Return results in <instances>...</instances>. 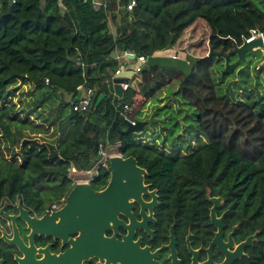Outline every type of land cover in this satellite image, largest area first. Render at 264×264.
Listing matches in <instances>:
<instances>
[{
  "label": "trees",
  "instance_id": "1",
  "mask_svg": "<svg viewBox=\"0 0 264 264\" xmlns=\"http://www.w3.org/2000/svg\"><path fill=\"white\" fill-rule=\"evenodd\" d=\"M98 2L93 9L90 0H61L62 9L57 0H0V93L13 79L27 81L37 102L51 97L68 106L59 130L64 123L71 124L65 139L55 145L23 139L16 153L18 165L0 158V204L18 199L37 214L52 202L60 204L72 186L68 170H90L99 159L98 143L117 145L115 151L133 156L169 200L186 204L174 209L192 214L198 206L190 202L203 199L207 187L227 208L226 227L239 222L241 232L258 230L251 249L264 251V61L257 65L263 58L258 49L245 51L242 58L233 50L251 30L261 33L264 43V0H134L131 10L125 8L128 0ZM197 24L207 32L206 53L211 54L203 59L210 62L207 69L215 67V79L210 74L208 81L215 89V102L235 100L230 114H237L243 127L249 125L256 145L252 155L208 140L192 146L186 155L169 156L139 142L133 132H120L126 126L122 114L110 128L115 111L111 79L119 67L114 53L129 51L148 66L143 70L147 75L140 74L144 84L128 83L118 100L130 120L145 122L144 131L147 123L154 124L141 113L144 103L180 76L188 61L192 65L196 60L201 71L200 57L190 58L181 47L183 32L194 31ZM86 89V110L72 111L70 103L80 91L83 97ZM238 91L243 94L240 100ZM18 123L16 119L11 128H20ZM11 128L7 125V130ZM16 135L10 131L4 138ZM106 179L104 167L97 166L90 184L101 187Z\"/></svg>",
  "mask_w": 264,
  "mask_h": 264
},
{
  "label": "flooded vegetation",
  "instance_id": "2",
  "mask_svg": "<svg viewBox=\"0 0 264 264\" xmlns=\"http://www.w3.org/2000/svg\"><path fill=\"white\" fill-rule=\"evenodd\" d=\"M174 154L183 156L187 153H166L169 156ZM92 178L88 179L89 182ZM107 180L108 174L106 182ZM105 184L97 188L91 184L90 186L93 190H100ZM143 184L148 185L146 192L140 194V201H132L129 209L132 222L130 233L126 227L130 222L129 217L119 213L116 216L119 223L115 225V232L112 228L103 232L104 238L113 236L120 245L110 248L96 242V247L94 245L82 248L76 241L77 232L68 234L64 242L57 235L42 233H33L29 240L30 230L26 223L19 218L11 222L7 217L18 213L17 205L20 200H3L0 208L3 207L2 212L7 216L0 212V264H222L225 259L228 261L224 264H264V251L251 249L257 233L250 245L235 249L237 244L256 230L241 232L239 222H233L226 227L227 208L223 207L222 199L217 206L215 201L208 200L217 195L210 194L207 187L203 189V199L190 202L198 208L195 207L193 213L188 215L186 209L177 211L173 208L184 207L186 204L181 201L175 204L169 200L162 189L152 184L147 172L143 177ZM150 193H153L154 198ZM20 204L29 216L35 218L60 206L37 214L25 207L21 201ZM215 217H220L222 224L221 241L218 238V242L226 243L230 233L232 245L220 247L219 243L215 242ZM13 227L17 238L14 237ZM127 234L129 243L123 239ZM13 237L15 241H12ZM19 245L24 249H20Z\"/></svg>",
  "mask_w": 264,
  "mask_h": 264
},
{
  "label": "rangeland",
  "instance_id": "3",
  "mask_svg": "<svg viewBox=\"0 0 264 264\" xmlns=\"http://www.w3.org/2000/svg\"><path fill=\"white\" fill-rule=\"evenodd\" d=\"M197 25L194 31L186 29L183 32L184 42L181 47L185 46V54L190 58L200 57L201 71L196 69V60L192 65V61H188L186 67L182 68L180 76L172 78L166 87L158 89L144 103L141 113L154 124L147 123L144 131L141 129L133 132L135 139L156 149H162L166 153L179 154L187 153V150L201 142L219 140L225 145L231 144L234 148L242 149L252 155L256 145L251 139L253 135L249 125L243 127L238 123V118L235 116L237 114H230V105H233L235 100L230 103H226L223 99L215 102V89L208 83L210 74L215 79V67L210 66V70L207 69L210 62L203 59L204 56H208L205 44L207 32L202 25ZM258 50L261 51V49ZM182 56L180 59L184 60L185 55ZM262 56V60L257 63L258 66L264 61V55ZM251 58L254 62V56ZM128 62H130L126 65L128 67L138 63L135 59L128 60ZM132 62L134 63L130 65ZM238 68L233 72L234 78L238 77ZM146 72L142 71L143 76L147 75ZM140 74H133L129 83L144 84ZM30 91V83L13 79L0 93V158L17 165L20 163V156L16 153L23 139H34L40 143L52 145L63 138L70 126V123H64L62 128L58 129L59 120L68 111V106L54 105L51 97H46L41 103L37 102L30 96ZM222 92L221 90L220 93ZM242 95V91H238L236 99H242ZM135 97L141 99L139 94ZM158 107L162 109L157 111ZM16 119L19 121L20 128H11ZM247 122L250 121L247 120ZM7 125L14 134H17L15 137H8L10 140L8 142L4 138L9 134ZM192 128L196 130L186 134V131ZM105 150L106 153L115 152L112 145H106ZM97 165L98 162L94 163L90 170L82 173L70 168L68 177L72 183L86 181L95 176ZM61 204L62 202L58 203V205Z\"/></svg>",
  "mask_w": 264,
  "mask_h": 264
},
{
  "label": "water",
  "instance_id": "4",
  "mask_svg": "<svg viewBox=\"0 0 264 264\" xmlns=\"http://www.w3.org/2000/svg\"><path fill=\"white\" fill-rule=\"evenodd\" d=\"M261 49L264 55V43L260 36L249 42H243L240 46L235 47L234 52L242 58L245 51ZM211 51L208 52V55ZM133 58V55L128 57ZM227 59V56H226ZM144 69H148L145 63H142L139 67L118 69L114 73L112 82V104L115 108L114 116L111 121L110 128L115 127L117 121V114L122 113V102L118 101L123 93L122 84H128V80L133 74L139 75ZM145 122L135 121L134 123H126L125 128L120 131L123 133L138 132L142 129ZM108 174V180L105 186L100 190H93L90 186L89 180L76 181L72 183L69 191L63 198L62 204L47 213H43L40 217L35 218L28 215L26 209L21 207L20 201L17 205L18 213L13 216H7L2 212L3 207L0 208V212L7 216L11 222L15 218H19L26 223L27 228L30 230L28 238L30 240L33 233H39L44 235L56 236L65 241L68 234L78 233L76 241L80 247H94V243H102L103 247H115L119 245L114 240L113 236L109 238L103 237V232L109 228L115 232V225L119 223L117 220V213L123 214L129 217L130 222L126 225L128 232L130 233L132 222L131 213L129 211L132 201H140V194L146 192L148 185L143 184V177L146 174L145 169L139 167L133 156L123 157L120 154H110L107 158V164L104 167ZM154 198L153 193H150ZM209 201L214 202L215 206L219 205L221 198L215 196V198H208ZM142 206V203H141ZM213 215V207L210 208V217ZM212 222V219H211ZM215 226H217V232L215 233V242L220 247L232 245L230 233L227 236V242H218V238L221 241V218L215 217ZM14 237H16V230L13 227ZM256 230L253 234L246 237L244 241L235 246V249H241L244 245H250L251 240L255 238ZM128 233V234H129ZM124 236L125 242L129 243V236ZM12 241H15V239ZM17 238V237H16ZM11 241V242H12ZM121 244V243H120ZM120 246V245H119ZM96 247V245H95ZM20 249H24L19 245ZM29 249H26V251ZM228 259L222 263L227 262Z\"/></svg>",
  "mask_w": 264,
  "mask_h": 264
},
{
  "label": "built area",
  "instance_id": "5",
  "mask_svg": "<svg viewBox=\"0 0 264 264\" xmlns=\"http://www.w3.org/2000/svg\"><path fill=\"white\" fill-rule=\"evenodd\" d=\"M10 1H13V0H10ZM90 1H91V7L93 9H97L98 6H99L98 0H90ZM57 3H58V5H59L60 8H62V9L64 8L62 6L61 0H57ZM133 6H134V0H128V3L126 4L125 8H126V10H131V8ZM258 36H260L262 38V40H263V36H262L261 33H258L255 30H251L249 36L247 38H245L243 40V42H249V41L255 39ZM130 55H133V57H134V54L131 53V52H129V51H125V52H123L121 54L122 57H126V58L130 57ZM137 59L140 62L141 61L143 62V58L142 57H138ZM116 71L114 73H116ZM127 86H128V84H122L123 90H125ZM85 91L86 92H85V95L83 97L80 96V97H78L76 99V101L70 103V108H71L72 111H81L82 112V111H85L86 110V108L88 106V94H89V90L86 89ZM123 107L125 108V105L124 106L122 105V108ZM121 114H122V117H123V119L125 120L126 123H131V124L134 123V121L133 120H130L125 114H123V113H121ZM116 146L117 145H112L113 148H116ZM105 147L106 146L103 147L101 143H98L97 144L96 153L99 156V159L97 160V162H98V165L97 166L105 167L106 164H107V158H108V156L110 154H118L116 151L115 152L106 153ZM57 206H59L57 202H52L51 205H50V209H54Z\"/></svg>",
  "mask_w": 264,
  "mask_h": 264
},
{
  "label": "crops",
  "instance_id": "6",
  "mask_svg": "<svg viewBox=\"0 0 264 264\" xmlns=\"http://www.w3.org/2000/svg\"><path fill=\"white\" fill-rule=\"evenodd\" d=\"M114 57L118 60V62H119V67H118V69H125V68H133V69H135L136 67H139L143 62L141 61H139L138 59H137V61H138V63L137 64H135L134 66H132V67H128V66H126L128 63H130V62H128V60H131V59H129V58H127V60H125V59H123V57L121 56V54H117V53H114ZM133 59V58H132ZM134 62H132L130 65H132ZM128 83H129V80H128ZM82 95V92L80 91V93H79V95H78V97H80ZM138 98V97H137ZM52 102H53V104L54 105H56L57 106V104H56V102H55V100L52 98ZM70 126H71V124H70ZM69 126V127H70ZM69 129V128H68ZM10 131H12V129H10ZM9 131V132H10ZM67 132H68V130L66 131V133H65V135L63 136V138L59 141V142H57V143H60V142H62L64 139H65V137H66V134H67ZM7 140V142L8 141H10L8 138L6 139ZM57 143H55V144H57ZM55 144H52V145H55Z\"/></svg>",
  "mask_w": 264,
  "mask_h": 264
}]
</instances>
